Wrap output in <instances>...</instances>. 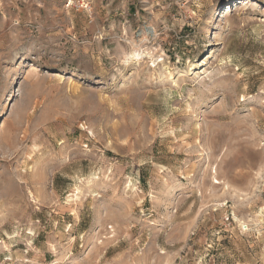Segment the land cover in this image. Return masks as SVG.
I'll list each match as a JSON object with an SVG mask.
<instances>
[{"label":"rangeland","instance_id":"obj_1","mask_svg":"<svg viewBox=\"0 0 264 264\" xmlns=\"http://www.w3.org/2000/svg\"><path fill=\"white\" fill-rule=\"evenodd\" d=\"M0 264H264V0H0Z\"/></svg>","mask_w":264,"mask_h":264},{"label":"bare ground","instance_id":"obj_2","mask_svg":"<svg viewBox=\"0 0 264 264\" xmlns=\"http://www.w3.org/2000/svg\"><path fill=\"white\" fill-rule=\"evenodd\" d=\"M132 56H133V55H132ZM138 56H139V54H135V55H134V58H136V57H138Z\"/></svg>","mask_w":264,"mask_h":264}]
</instances>
